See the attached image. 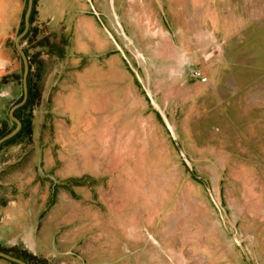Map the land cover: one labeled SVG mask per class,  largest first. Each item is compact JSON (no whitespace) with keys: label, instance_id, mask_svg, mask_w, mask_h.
Listing matches in <instances>:
<instances>
[{"label":"rangeland","instance_id":"1","mask_svg":"<svg viewBox=\"0 0 264 264\" xmlns=\"http://www.w3.org/2000/svg\"><path fill=\"white\" fill-rule=\"evenodd\" d=\"M25 8L3 3L0 73L17 80L1 120L22 94ZM34 10L63 56L20 44L45 75L30 135L0 147V246L49 264H264V0Z\"/></svg>","mask_w":264,"mask_h":264},{"label":"trees","instance_id":"2","mask_svg":"<svg viewBox=\"0 0 264 264\" xmlns=\"http://www.w3.org/2000/svg\"><path fill=\"white\" fill-rule=\"evenodd\" d=\"M34 1L35 0H33V7H32V10H31V13L29 16V29H28L27 33L25 34V36L20 41V44L24 41H28V43H30V42L34 43V45H35L34 47L50 48L47 50L55 49L56 51L58 50L56 52V55L58 57H62L63 56L62 46H57V44H55V42H50L48 36L41 37L39 39V38H37L35 31L34 30L32 31L31 23H32L33 14L35 11L34 10ZM22 28H23V23H22V27H21L20 31L22 30ZM35 40H36V44H35ZM23 50H24V53L27 57L28 64H29V70H28V74H27L28 93H27V100L24 103V105L15 111V115L19 118L22 125H21V129L19 130V132L13 138L4 142L0 147H2L3 145H6V144H10V143L14 142L15 140H17L18 138L27 137L30 135L31 126H32V124H31V108L38 103V101L40 99V95H41L43 77L45 75L44 62L39 57L40 53L36 52V53L29 54V52L26 49H23ZM49 53L52 54V52H50V51H49ZM19 100H20V98H19ZM5 134H7V131L0 133V137L4 136ZM73 182L75 185H80L79 180H73Z\"/></svg>","mask_w":264,"mask_h":264},{"label":"water","instance_id":"3","mask_svg":"<svg viewBox=\"0 0 264 264\" xmlns=\"http://www.w3.org/2000/svg\"><path fill=\"white\" fill-rule=\"evenodd\" d=\"M33 7V0H27V4H26V9L24 12V16H23V28L20 31V33H18L14 39V47L17 51V53L19 54L21 60H22V65H23V73H22V98L21 100L14 104L10 110H9V114L10 117L13 119V121L15 122V127L6 135L2 136L0 138V144H2L3 142H5L6 140L12 138L20 129V122L17 118H15L12 113L15 109L19 108L20 106H22L24 104V102L26 101L27 98V84H26V77H27V72H28V62H27V58L23 52V50L20 48L19 42L20 40L24 37V35L27 33L28 28H29V16L31 13ZM0 256L4 257L6 259H9L11 261L17 262L19 264H25L23 261L12 257L4 252L0 251Z\"/></svg>","mask_w":264,"mask_h":264},{"label":"flooded vegetation","instance_id":"4","mask_svg":"<svg viewBox=\"0 0 264 264\" xmlns=\"http://www.w3.org/2000/svg\"><path fill=\"white\" fill-rule=\"evenodd\" d=\"M26 4H27V0H26ZM26 9V8H25ZM29 29V28H28ZM20 33V32H19ZM25 36V35H24ZM5 38V35H4V37L3 38H0V52L2 51V49H3V39ZM22 40V39H21ZM20 40V41H21ZM19 45H20V42H19ZM22 49V48H21ZM16 50V49H15ZM23 50V49H22ZM17 52V51H16ZM23 52H24V50H23ZM18 54V53H17ZM25 54V53H24ZM18 56H19V54H18ZM26 56V55H25ZM19 58H20V56H19ZM27 58V57H26ZM20 60H21V58H20ZM27 62H28V60H27ZM21 63H22V60H21ZM0 69H1V67H0ZM28 70H29V64H28ZM193 69L191 70V72L193 73ZM22 73H23V65H22ZM191 73V74H192ZM27 74H28V72H27ZM196 79V78H195ZM15 80H17V79H13V78H8V77H6V76H4L3 74H1L0 73V89H1V87H3V86H6L7 84H9V83H14V82H12V81H15ZM26 84H27V77H26ZM12 85V84H11ZM21 88H22V78H21ZM23 93V92H22ZM27 93H28V89H27ZM21 98H22V94H21V97H20V100H21ZM0 99H1V97H0ZM20 100H18V101H16L15 103H13L12 105H11V107L14 105V104H16V103H18ZM26 100H27V98H26ZM26 102V101H25ZM24 102V103H25ZM24 105V104H23ZM22 105V106H23ZM35 106V105H34ZM10 107V108H11ZM21 107V106H20ZM19 107V108H20ZM10 108H9V110H10ZM18 109V108H17ZM17 109H15L14 111H13V113H12V115L15 117V118H17L18 120H19V118L15 115V111L17 110ZM7 117H8V120H9V122H11L12 123V127L10 128V127H8L7 126V121L8 120H1V118L2 117H0V133H2V132H4V131H7V133H9L14 127H15V122L13 121V119L10 117V114H9V111H8V114H7ZM19 122H20V124H21V121L19 120ZM22 125V124H21ZM20 129H21V126H20ZM19 129V130H20ZM19 132V131H18ZM17 132V133H18ZM16 133V134H17ZM15 134V135H16ZM6 135V134H5ZM14 135V136H15ZM13 136V137H14ZM12 137V138H13ZM1 138V137H0ZM11 139V138H10ZM9 140V139H8ZM7 141V140H6ZM5 141V142H6ZM4 143V142H3ZM2 143V144H3ZM2 144H0V146L2 145ZM3 146H5V145H3ZM0 251L1 252H4V253H6V254H8V255H10V256H12V257H15V258H17V259H19V260H21V261H23L25 264H49L48 263V261L46 260V259H41V258H39V257H37L35 254H32L31 252H27L26 250H24V249H16V251H11V250H5L4 248H2V246H0ZM0 259H4L5 261H7L9 264H19V263H17V262H14V261H11V260H9V259H6V258H4V257H1L0 256Z\"/></svg>","mask_w":264,"mask_h":264},{"label":"crops","instance_id":"5","mask_svg":"<svg viewBox=\"0 0 264 264\" xmlns=\"http://www.w3.org/2000/svg\"><path fill=\"white\" fill-rule=\"evenodd\" d=\"M5 2V0H0V38H3L4 37V32H5V27H4V12H3V3ZM18 7H19V4H18ZM7 11V9H6ZM19 11V8L17 10V16L15 17V20L12 19L11 22H16V20L18 19V12ZM8 15V14H7Z\"/></svg>","mask_w":264,"mask_h":264},{"label":"built area","instance_id":"6","mask_svg":"<svg viewBox=\"0 0 264 264\" xmlns=\"http://www.w3.org/2000/svg\"><path fill=\"white\" fill-rule=\"evenodd\" d=\"M192 76L196 78L200 83L206 82L207 78L205 76H202L199 71H193Z\"/></svg>","mask_w":264,"mask_h":264}]
</instances>
